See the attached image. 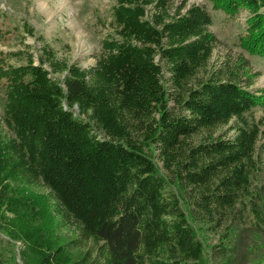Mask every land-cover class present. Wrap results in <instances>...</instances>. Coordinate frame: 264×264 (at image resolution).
Returning <instances> with one entry per match:
<instances>
[{"label": "trees", "instance_id": "1", "mask_svg": "<svg viewBox=\"0 0 264 264\" xmlns=\"http://www.w3.org/2000/svg\"><path fill=\"white\" fill-rule=\"evenodd\" d=\"M112 1V33L90 69L50 51L14 66L0 52V233L24 246L0 264H214L206 232L251 195L264 93L247 88V61L190 87L218 43L208 10ZM209 1L231 18L249 12L239 44L264 58V0ZM234 120L233 137L218 134Z\"/></svg>", "mask_w": 264, "mask_h": 264}, {"label": "rangeland", "instance_id": "2", "mask_svg": "<svg viewBox=\"0 0 264 264\" xmlns=\"http://www.w3.org/2000/svg\"><path fill=\"white\" fill-rule=\"evenodd\" d=\"M171 1L179 5L184 0ZM186 1L188 6L196 4L208 10L213 20L210 30L218 39L211 60L189 81L188 86L194 87L208 74L235 70L246 60L247 69L253 77L247 88L255 93H264V58L251 56L239 44L247 29L249 12L242 11L236 18H231L214 10L209 0ZM113 6L112 0H0V52L6 54L14 66L27 65L30 58L39 64L50 51L56 62L90 69L103 53L104 39L112 33L109 23ZM28 29H33L34 34L31 35ZM44 67L51 71L48 63ZM51 76L55 79L64 77L62 74ZM168 78L169 75H166ZM226 78L223 76V79ZM1 93L0 90V128L5 132V102ZM171 106H174V100H171ZM262 116L263 111L256 108L248 118L258 121ZM232 125H235V120L229 126L217 129L218 134L227 133V137H233L235 130ZM198 139L194 137L192 141L197 142ZM258 146L261 167L253 177L251 195L242 199L227 221L206 232L205 241L214 264H259L264 257V140ZM33 190L47 193L40 185ZM233 226L235 230L228 243L231 250L227 257H223L220 249ZM60 233L64 237L74 235L69 227ZM15 246L0 233V253L7 257L9 248H13L19 256L24 246L21 242Z\"/></svg>", "mask_w": 264, "mask_h": 264}]
</instances>
